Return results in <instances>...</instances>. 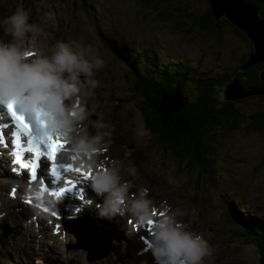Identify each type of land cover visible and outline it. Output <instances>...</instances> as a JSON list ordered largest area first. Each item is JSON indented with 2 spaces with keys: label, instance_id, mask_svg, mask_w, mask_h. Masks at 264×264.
<instances>
[{
  "label": "rangeland",
  "instance_id": "374dc122",
  "mask_svg": "<svg viewBox=\"0 0 264 264\" xmlns=\"http://www.w3.org/2000/svg\"><path fill=\"white\" fill-rule=\"evenodd\" d=\"M84 2L88 6L87 15L79 7L80 0H0V18L10 15L18 5H22L29 13L28 22L35 23L42 29L39 37L45 49L48 50L57 41L78 40L93 45L105 64L95 71L94 78L100 83L94 90V95L87 100V107L94 114L86 123H89V131L94 132L91 125L97 119L96 114H99L103 122L110 124L113 129L107 151L98 159H119L124 169L129 164L136 166L135 177L128 176L126 171L121 173L123 179L133 184L130 193L134 195L139 188L146 187L149 189L148 196L157 209L161 202H167L172 208H180L184 215L178 219L189 230L201 234L212 247L211 255L204 257H208L209 264H256L257 252L239 239L241 224L237 216L241 218L242 224L244 220L248 225H256L262 222L259 219L264 218V133L252 129L244 131L245 133L231 131L224 135L219 162L221 177L219 175V179L212 181L211 185H204L202 178L196 180L193 173L191 176L186 175L185 163L175 161V155L170 151L165 152L159 138L144 128L139 107L141 104L134 98L135 94L123 76L125 70H131L122 65V61L114 54L117 49V52L135 57L132 52L143 47L149 53L156 52L160 61L183 59L192 64L199 60L205 73L209 70L208 75L220 76L225 71H233L240 64L243 56L252 49L250 42L243 34L240 37L235 35L232 26L231 29L223 27L220 38L213 32H205L200 26H195L193 18L189 16L191 13L202 19L207 15V10L210 18L213 17L208 10L207 0ZM250 3L258 8L261 15L260 8ZM214 16L217 22L228 23L221 17V13ZM253 87L247 92H253ZM195 93V89L188 87L182 96L187 95L192 99ZM236 95L238 94L227 93L225 100ZM179 99V109L182 111L183 100L180 95ZM163 103L169 106L173 102L166 100ZM236 106L245 118L256 110L252 99L242 100ZM247 122L249 124L250 121ZM1 158L0 213L6 216L7 211L9 217L17 220V210L11 203L19 199L10 201L14 190L10 189V183H6L9 179L7 164ZM8 202L13 209L7 206ZM22 206L20 211L25 215V222L17 220L20 224L13 222L15 225L8 226V220L0 216V264H128L125 260L127 257H130V263L140 264L135 256L141 250L136 251L129 246L126 248L116 231L109 232L112 236L110 249H107L108 254L104 256L105 248H101L103 256L100 258L97 257L101 250L92 244L87 235L76 241L73 228L83 226L79 222L95 224L92 228L95 234L102 232L107 239L110 236L103 229L105 225L102 219L96 217L93 206L92 209L81 208V214L75 208L68 212L62 210L59 218L35 212L37 220L43 214L44 224L50 225L45 235L35 233L38 229L37 221L29 217L31 212L27 210V206ZM29 207L35 208L33 205ZM224 211L227 212V217ZM231 215L235 220L229 218ZM128 217L125 215L118 220L119 217L108 220L111 224H116L122 235H126L129 230L126 238L133 235L128 224L125 225ZM93 219L101 226L96 225ZM128 219L133 220L131 217ZM25 223H29L28 227H23ZM48 234H53L57 241H50ZM133 237L137 240L140 235Z\"/></svg>",
  "mask_w": 264,
  "mask_h": 264
},
{
  "label": "clouds",
  "instance_id": "9594fccd",
  "mask_svg": "<svg viewBox=\"0 0 264 264\" xmlns=\"http://www.w3.org/2000/svg\"><path fill=\"white\" fill-rule=\"evenodd\" d=\"M28 21L29 13L22 5L0 18V104L14 102L24 110L38 112L53 134L66 143L62 154L66 164L91 173L87 178L89 187L100 198L94 206L97 218L110 220L128 215L141 228L152 222L143 251H150L153 264H202L203 258L211 255L212 247L178 219L184 212L167 202H161L157 209L146 187L132 195L133 184L121 173L126 171L135 177L136 166L129 164L124 169L119 159H98L107 151L113 129L96 114L91 125L94 132L89 131L86 121L94 113L87 107V100L99 86L94 76L104 67V59L93 45L78 40L57 41L47 51L34 45L29 51L28 37L42 29ZM226 87L227 84L216 86L221 102L226 99ZM15 186L34 201L45 197L40 184L17 181ZM51 197L47 201L50 205L56 196ZM91 204L83 200L81 208ZM140 264L147 262L142 260Z\"/></svg>",
  "mask_w": 264,
  "mask_h": 264
},
{
  "label": "trees",
  "instance_id": "16d2710c",
  "mask_svg": "<svg viewBox=\"0 0 264 264\" xmlns=\"http://www.w3.org/2000/svg\"><path fill=\"white\" fill-rule=\"evenodd\" d=\"M254 3L261 10V17L264 18V0H247ZM79 7L83 14L87 15V7L84 0H80ZM183 10H186L184 8ZM202 19L191 13L194 25H198L195 19L201 20V30L213 32L217 37L223 27H231L225 22H214L208 12ZM199 26V25H198ZM231 29V28H230ZM235 35H242L241 32L233 28ZM115 57L122 61V65L131 71L125 70L124 79L131 86L140 105V112L143 119L144 128L157 136L166 151L175 155V161L185 163V173L195 179H203L204 185H211L212 181L221 177L220 156L221 141L223 136L231 131H255L264 133V96H252L249 98L255 101L256 110L251 116H242L236 102H221L216 96V86L226 84L236 76L244 86L262 87L259 74L264 69L263 64H257L247 71H239L245 63L247 57L252 53V49L243 56L240 64L233 71H226L220 76H211L201 68V61L185 62L183 59L159 60L156 52L147 48L139 47L132 53L135 57L127 56L115 49ZM193 83V84H192ZM191 84V85H190ZM195 89L194 97L191 99L187 95L183 97V92L188 88ZM173 93L180 95L183 100L182 111L162 115L160 113V101L163 95L172 96ZM244 117V120H243ZM240 118L242 121H240ZM247 121H250L249 124ZM244 122V125H241ZM245 133V132H244ZM225 216L227 217V212ZM233 216L231 215V217ZM234 219V218H233ZM235 220V219H234ZM238 233L239 239L246 245L251 246L258 255L256 264H264V218L259 219L256 225H248L246 221L241 222ZM241 228L243 230L241 231ZM9 264V262H8Z\"/></svg>",
  "mask_w": 264,
  "mask_h": 264
},
{
  "label": "snow or ice",
  "instance_id": "6c2138e0",
  "mask_svg": "<svg viewBox=\"0 0 264 264\" xmlns=\"http://www.w3.org/2000/svg\"><path fill=\"white\" fill-rule=\"evenodd\" d=\"M28 55H31L29 53ZM15 103L9 102L5 104L7 112L12 117V121L15 125L16 131L11 133L13 140V152L11 155L15 157L13 163L19 166L20 170H29L28 176L30 179L35 180L37 178V170L40 168V162L43 157H46L50 162V175L55 179L52 180V184H55L56 181L60 178L58 169L62 168L65 172L73 171L76 173H81V169H74L68 164L64 163H53L58 160V155L63 153L66 150V143L59 139L58 136H55L53 132L49 129L47 122L40 117L38 112L34 114V125L30 124L25 120V117L21 113H17L15 110ZM56 139H53V137ZM21 137L26 139L28 145L27 148L22 147ZM0 141H3V138H0ZM26 152H31L32 155L30 158L25 157ZM27 159V162H25ZM15 171V169H14ZM90 173H83L84 179H87ZM45 181L41 179L42 190H45L44 187ZM66 184L72 185V187H60L58 189L51 188L49 192L51 195L56 197H63L66 193L72 192L75 188V183L71 180L66 181ZM41 207V205H37ZM48 211L47 208L43 209ZM56 215V213H53ZM149 221V225H151Z\"/></svg>",
  "mask_w": 264,
  "mask_h": 264
},
{
  "label": "water",
  "instance_id": "95a60500",
  "mask_svg": "<svg viewBox=\"0 0 264 264\" xmlns=\"http://www.w3.org/2000/svg\"><path fill=\"white\" fill-rule=\"evenodd\" d=\"M207 7L209 12H212L213 14L214 18H211L214 22H217L214 14L218 16V13H221V17H223L224 20H226L235 30L241 32L243 36H245L250 42L252 46V53L249 54L245 63L242 65V67H240L239 71L243 72L245 70H249L259 63L264 65V19L260 17L258 8L253 6L250 2H245L243 0H207ZM229 13L231 14L230 16ZM195 21L201 27V20L198 21L195 19ZM195 26H197V24ZM259 79L263 86L260 88L253 87L252 89H254V91L250 93L247 91L250 90L251 87H245L243 83H240L239 79L234 76L231 81L226 83V94L235 93L238 95L224 101L236 102L245 98H249L251 95L264 96V69L259 74ZM245 88L247 89L245 90ZM166 100L173 103L169 106H166L163 103ZM179 100L178 94H174L172 96H162L159 109L160 113L162 115H167L178 112L180 110Z\"/></svg>",
  "mask_w": 264,
  "mask_h": 264
},
{
  "label": "bare ground",
  "instance_id": "6f19581e",
  "mask_svg": "<svg viewBox=\"0 0 264 264\" xmlns=\"http://www.w3.org/2000/svg\"><path fill=\"white\" fill-rule=\"evenodd\" d=\"M231 14L229 13V16H230ZM33 21H34V19H33ZM6 39H9L8 37L6 38ZM39 46V47H43L44 49H45V46H44V44H43V42L40 40V37H39V34H37L36 36H29V39L27 40V48L29 49V51L31 50V48L33 47V46ZM46 51H47V49H45ZM173 95H174V93H173ZM1 115H3V114H1ZM21 143H23V141H22V139H21ZM1 147V146H0ZM0 152H1V150H0ZM0 156L1 157H3L1 154H0ZM0 157V161H1V158ZM1 168H2V165H1V163H0V170H1ZM9 176V175H8ZM20 175H17L16 176V180H14L12 177V179H8L7 181H6V183H10V189H12L13 188V183H15V182H17V181H20ZM83 183H86L85 182V180H81ZM7 184V185H8ZM2 185V184H1ZM5 185V184H4ZM6 185V186H7ZM12 187V188H11ZM135 187V186H134ZM137 188V187H136ZM135 188V189H136ZM133 190V189H132ZM137 192V191H136ZM13 195H15L14 193H13ZM80 195H81V199H82V201L83 200H90L91 202H92V205H93V207L95 206V204H96V202H99L98 200H95V198L93 197V195L91 194V193H88V195L84 192V190H81L80 191ZM17 199H19V201H14V202H12L11 204H13V208H16V210H17V213H18V215L16 216L17 217V220H20V221H23V222H25V221H27L26 220V218H25V215H23L22 213H21V211H20V208L22 209V207H20L22 204H21V199H22V195L19 193L17 196H16V198L14 199V200H17ZM7 201V200H6ZM11 201V200H10ZM20 203V204H19ZM7 206L9 207V208H11V209H13L12 208V206L10 205V202H8L7 203ZM93 207H91V209L93 208ZM2 208V207H1ZM26 209V208H25ZM15 210V211H16ZM28 210V209H27ZM74 211V210H73ZM25 212V211H24ZM95 212V211H94ZM29 213V212H28ZM80 213H81V211H80ZM8 215H10L9 214V212H7L6 211V216H4V215H2V217H4L6 220H8V223H10V225H8V226H11V224L12 225H15V223H13V222H16V223H18V224H20L17 220H15L13 217H9ZM89 215V214H88ZM90 216V215H89ZM9 217V218H8ZM29 217H31V218H33V219H36V224H37V226H38V229H37V231H35V233L36 234H43V235H45L46 234V230L49 228V226H46L45 224H44V216L43 215H41L40 216V219L39 220H37V216L35 215V213L34 214H32L31 216H29ZM39 217V216H38ZM124 217V216H123ZM122 217V218H123ZM130 217V216H129ZM128 217V218H129ZM128 218H126V224L125 225H127L128 224V226H129V228L128 229H130V232L135 236V237H137V231H136V229L133 227V225H132V223H130L129 221H128ZM4 219V220H5ZM118 219H120V218H118ZM132 219V218H131ZM94 220V219H93ZM130 220V219H129ZM95 221V220H94ZM103 223H104V225H105V227L103 228V229H105V230H107V233L110 235L109 237H111L112 238V236H111V233H109L111 230H113V231H116L117 233H118V235L120 236V238H121V240L123 241V245L127 248V246H129V247H134L135 248V250L137 251V250H141V249H143V244H141L140 243V241H138V239L137 240H135L134 239V237H133V235L132 236H130V238L131 239H129V238H126L125 237V235H122L121 234V232L117 229V227H116V224L115 223H113V224H111L110 222L108 223L107 221H106V223H105V220H101ZM46 222V221H45ZM80 224H83V226H81V225H78V226H76V227H74L73 228V233H74V235H75V239H76V241L77 240H81L82 239V237L84 236V235H87V238L92 242V244L94 245V246H96L99 250H101V253L99 254V256L97 257V258H100L101 257V255L103 254V251H102V249L101 248H105V251H104V256H106L107 254H108V250L107 249H110V241L107 239V237L102 233V232H97L96 234H95V232L92 230V228L95 226V224H92V225H89L87 222H79ZM95 223H96V225H98V226H101L99 223H97V221H95ZM29 224V223H28ZM28 224L27 223H25L24 225H23V227H28ZM32 224V223H31ZM52 224V223H51ZM107 224H108V227H107ZM238 226H239V224H238ZM3 227V226H2ZM46 227V228H45ZM48 227V228H47ZM125 227V226H124ZM240 227V226H239ZM19 230V229H18ZM93 232H92V231ZM127 230V229H126ZM50 231H51V229H50ZM129 231V230H128ZM127 231V232H128ZM107 233H106V235H107ZM129 233V232H128ZM54 235L53 234H48V239L50 240V241H57V239H55L54 237H53ZM37 237V236H36ZM119 238V239H120ZM35 239V238H34ZM118 239V240H119ZM48 242V241H47ZM42 245V244H41ZM122 245V246H123ZM36 247H37V244H36ZM39 247V246H38ZM146 256V258H144L143 259V261H146L147 262V264H153V258H152V256H151V253L150 252H148L147 254H144L143 255V257H145ZM118 257V256H117ZM97 258H95V259H97ZM207 259H208V257L206 258V259H204L203 258V263L204 264H209V262L207 261ZM125 260H127L128 261V264H132V263H130V257H127V259H125ZM121 262H125V261H123V260H121ZM115 263H116V261H115ZM118 263V262H117Z\"/></svg>",
  "mask_w": 264,
  "mask_h": 264
}]
</instances>
